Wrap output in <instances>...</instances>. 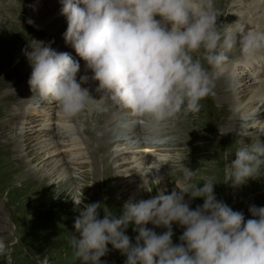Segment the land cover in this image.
<instances>
[{
    "label": "clouds",
    "instance_id": "obj_1",
    "mask_svg": "<svg viewBox=\"0 0 264 264\" xmlns=\"http://www.w3.org/2000/svg\"><path fill=\"white\" fill-rule=\"evenodd\" d=\"M60 3V14L67 20L65 43L91 70V79L98 81L99 100L126 111L134 123L152 132L201 110V101L215 94V79L237 46L245 61L264 52V32L219 30L214 0ZM37 43L39 47L31 44V51H25L32 68L30 99L54 103L71 120L95 100L81 87L89 78L82 76L77 82L78 61ZM148 142L161 141L149 137ZM234 154L225 166V183L231 181L236 188L264 177V141L244 144ZM178 170L179 192L166 194L162 189L150 199L128 201L119 217L104 211L101 219L100 203L72 199L79 215L70 245L79 264H102L109 244L126 256L125 264H264V207L250 206L252 218L245 221L242 212L216 198L211 179L200 186L194 182V170L185 165ZM195 198L204 202L192 210L189 203ZM149 223L166 231L157 234L147 227ZM174 223L184 229L179 244L172 241ZM129 225L138 233L135 244L125 234ZM7 252L0 241V255Z\"/></svg>",
    "mask_w": 264,
    "mask_h": 264
},
{
    "label": "rangeland",
    "instance_id": "obj_2",
    "mask_svg": "<svg viewBox=\"0 0 264 264\" xmlns=\"http://www.w3.org/2000/svg\"><path fill=\"white\" fill-rule=\"evenodd\" d=\"M45 2H49L50 6H45ZM214 2L221 3V15L224 11L222 18L227 19L229 12L235 16L232 23L228 20L225 24L230 23L227 30L231 28L232 31H248L237 18L242 11L248 12L247 5L250 0ZM61 7L60 0H0V14L7 13L5 19H2L5 21L4 29L0 32V240L8 249L7 254L0 257V264H79L70 245L72 237L76 235L74 220L79 215L72 199L83 198V204L100 203L101 219L104 211H110L119 217L128 201L150 199L162 189H166V194H170L173 189L179 192L176 183H181L182 173L178 166L187 165L195 170L196 184H202L213 177L216 198L234 211L242 212L245 221L252 218L250 206L264 207V177L250 179L245 185L236 188L231 186V181L225 183V166L235 159V151L244 144L257 142L256 136L264 133V119L248 120L249 114L253 113L246 106L252 103L251 88L242 101L236 104L243 110L241 130L234 131L204 118L209 112V96L201 101V110L189 115L190 122L184 124L186 129L195 131L196 136L192 138L188 133L185 134L183 139L190 144L178 146V149L168 144L175 141L174 134L182 132V115L176 123L170 122L158 132H152L141 124L129 126L130 122L126 119L133 118L126 111L115 110L117 107L109 101L99 100L101 94L96 91L98 81L91 79L93 73L86 69L85 62L78 55H72L80 63L77 82H80V77L87 76L89 79L81 87L88 89L89 95L95 99L89 101L87 109L69 120L59 113L54 103H40L35 98L30 99L32 93L28 76L32 68L25 55V51H31L29 45L39 47L37 42H43L57 52L63 50L73 54L69 51L71 46L64 39L53 38L60 28L67 29L66 17L60 14ZM263 9L264 6L257 13L254 11L248 17V22L254 24L263 21ZM259 28L261 24H257L254 32H262ZM240 35L237 34L238 39ZM5 36L9 38L7 45L2 43ZM46 37L54 39V43H48ZM233 59L228 60L221 76L228 75L234 81L233 86L237 89L235 91H239L237 80L240 82L245 77L250 78L253 86L261 91L264 88V66L261 64L248 68V61L242 60L236 64L232 61L231 64ZM24 72L26 74L22 76ZM21 77L28 79L27 82L22 81ZM214 92V105L219 111L222 110L221 118L227 122V111L222 109L218 102V93ZM105 127H108L112 135L129 130L137 132V136L142 131L143 139L156 137L161 142L151 143L134 137L117 142L109 148L110 152L106 155L105 152L100 153L102 146L96 144ZM171 129H175L174 134H171ZM161 131L162 136L159 135ZM212 133L218 135L212 137ZM239 136L247 137V142L239 140ZM108 155L109 162L106 160ZM38 158H43V161H37ZM47 159L56 162L44 166ZM204 170L210 174L204 175ZM63 177H69L71 188ZM188 200L186 195L185 201ZM203 202V198H195L190 201L189 207L194 210ZM147 227L157 234L166 231L151 223ZM172 230L173 244H179V237L184 229L174 223ZM125 234L135 244L138 233L133 231L132 225H129ZM107 247L109 251L101 257L102 264H125L126 256L113 249L111 244Z\"/></svg>",
    "mask_w": 264,
    "mask_h": 264
},
{
    "label": "bare ground",
    "instance_id": "obj_3",
    "mask_svg": "<svg viewBox=\"0 0 264 264\" xmlns=\"http://www.w3.org/2000/svg\"><path fill=\"white\" fill-rule=\"evenodd\" d=\"M47 1V0H46ZM216 1V0H215ZM224 1V0H223ZM242 1V0H241ZM9 2H11V1H9ZM12 3V2H11ZM46 3V5L45 6H47V7H49L50 5H49V2L47 3V2H45ZM5 4V3H4ZM7 4H9V3H7ZM249 5H247V6H249V9H248V12H246V13H244V11H242V14L241 15H239L238 16V21H241L242 22V24L243 25H245V29L246 30H251V29H254L253 31H255V29H256V27H257V24H261V28H259L258 30H260V31H264V20L262 21V20H260V21H262L261 23H260V21H257L256 23H254V24H250L249 22H248V17L249 16H251L252 14H254L255 12L257 13V11L262 7V6H264V0H250V2L248 3ZM12 6H13V4H11ZM214 6H215V10L217 11V13H219V15H218V18H219V20H218V18H217V26L219 27V30L220 31H225V30H227V27H228V25L230 24V23H232L233 21H234V18H235V16L234 15H232V13H230L229 12V15H228V18L227 19H224V18H222V16H223V12H222V15H221V3H218L217 4V2H214ZM5 7V6H4ZM19 7V6H18ZM1 9V8H0ZM243 9H245L244 7H243ZM264 10V9H263ZM10 11V10H9ZM229 11H230V9H229ZM255 11V12H254ZM35 11H33V13H34ZM16 13V12H15ZM26 13V12H25ZM6 15H7V13L6 12H4L2 15L0 14V32L4 29V26H3V24H5V21H3L2 19H5V17H6ZM12 16V15H11ZM157 19H159V17H157ZM21 20V19H20ZM228 20H230V23L228 24V25H225V24H227V22H228ZM226 21V22H225ZM29 22V21H28ZM259 22V23H258ZM238 23V22H237ZM241 24V23H240ZM242 24H241V26H242ZM231 27V26H230ZM260 27V26H259ZM242 28H244V27H242ZM231 29V28H230ZM229 29V30H230ZM235 29H237V28H235ZM66 32V29L64 28H60L59 30H58V32L55 34V36L53 37V38H56V40L57 39H64V38H62L63 37V34ZM1 35H3V34H1ZM4 36V35H3ZM49 37V36H48ZM46 40L48 41V43H54V39H50V38H47L46 37ZM4 42V45H7L8 43H9V38L8 37H4L3 39H2V43ZM26 44V43H25ZM9 46V45H8ZM29 47H30V45H29ZM31 48V47H30ZM236 49V50H235ZM232 52H231V56H229V59H231V58H234L233 60H231L230 61V63L232 62V61H234L233 63H239L240 61H242L243 59L241 58V56L239 55L240 54V51H239V46H237V48H235ZM72 50H74L72 47L69 49V51H71V53H73V54H71V56L72 55H74V56H77V54H74V52H75V50L74 51H72ZM60 51H62V52H64L63 50H60ZM239 55V56H238ZM19 63H21V62H19ZM229 62H227V64H228ZM244 63V62H243ZM242 63V64H243ZM232 64V63H231ZM247 66H248V68H252V67H255V66H258V65H260L261 66V64H262V66H264V52H261V53H258L255 57H254V59H252V60H250V61H248L247 62ZM244 65V64H243ZM29 69H31L30 67H29ZM28 69V70H29ZM28 70H26V71H28ZM26 74V72H24V74L22 75V76H24ZM30 75H31V73H30ZM30 75L28 76V78L30 77ZM21 76V73L19 74V77ZM14 80H16V78L14 79ZM21 80L22 81H25V82H27V80L28 79H26V78H22L21 77ZM254 81V80H253ZM237 84H239L238 85V88H239V91H235V90H237L236 88H234V86H233V83H234V81L231 79V78H229V76L228 75H224V76H219L218 78H216L215 79V87H214V91H216L217 93H218V97L217 98H219V100H218V102L222 105V109L224 108V109H226V115L228 116V121L227 122H225V121H223L222 120V118H221V114L220 113H222V110H220L219 111V108L216 106V105H214V102H213V100H212V98L214 99V97H213V95H211V101L209 100V102H210V106H209V112L207 113V115L205 114V116H204V118H208L209 119V121L210 122H216V123H218V124H220L222 127L223 126H227L229 129H232V130H234V131H239V130H241V128H242V122H241V116H242V113H243V110H240L238 107H237V102L239 101V102H241L242 101V99H243V96H245V93L246 92H248L249 93V91L251 90V89H253L252 91H250L251 92V102L252 103H249L248 105H246V106H248V108L249 109H251V110H253V113L252 114H249L250 116H248V120L249 119H252L253 121H257L258 119H264V88L263 89H261V91L259 90V88H255L254 86H253V83H252V80H250V78H248V77H245L242 81H238L237 80ZM255 84V83H254ZM28 88V87H27ZM251 88V89H250ZM255 89V90H254ZM30 92V91H29ZM31 95V94H30ZM9 96V95H8ZM215 96V95H214ZM216 100V99H215ZM248 102H249V100H248ZM245 103V102H244ZM247 108V107H246ZM231 109V110H230ZM115 110H118V108H116ZM249 111V110H248ZM247 112V111H246ZM201 113V112H200ZM246 114V113H245ZM201 115V114H200ZM80 118V117H79ZM191 119V118H190ZM197 120V119H196ZM126 121H129L130 123V125L129 126H131V127H133V126H135V124L136 123H134L133 122V119H126ZM183 122L180 124V126L181 125H183V126H181L182 127V132H180V134H178V133H176V134H174V131H175V129H171V134H174L175 136H176V138H175V141L172 143V144H168L169 146H172L173 148H176V149H178L177 147L178 146H186V145H188V144H190V142H185V140L183 139V137H184V135L185 134H189V135H191V137L193 138V137H195L196 136V133H195V131H192L191 129H186L185 127H184V124H186V123H189L190 121H189V118L187 117V118H184L183 120H182ZM207 121V120H206ZM250 121V120H249ZM259 121V120H258ZM203 122V121H202ZM176 123V122H175ZM205 123V122H204ZM102 124V123H101ZM114 124H116V123H114ZM113 124V125H114ZM217 124V125H218ZM187 125V124H186ZM197 125V124H196ZM115 126H117V125H115ZM143 126V125H142ZM177 126V125H176ZM191 126V125H190ZM197 126H199V124L197 125ZM116 128V127H115ZM140 129H141V127H140ZM217 129V128H216ZM109 130H110V126H109ZM108 130V127L106 128L105 127V129L104 130H102V132H101V136H99V138L97 139V141H96V144H100L102 147H101V149H100V153H103L104 154V152H105V154L106 153H109L110 152V150H109V148H112V146L114 145V144H116L117 142H122V141H124V140H129V139H131V138H134V137H140V139H143V137H142V131H141V133H140V135H137L136 136V134H137V132H132V131H127V132H122L121 134H117V135H112V133H111V131H109ZM132 130V129H131ZM204 130V129H203ZM202 130V131H203ZM145 131V130H144ZM205 131H206V129H205ZM214 131V130H213ZM220 131V130H219ZM228 131V130H227ZM116 132V131H115ZM209 132V131H208ZM165 133V132H164ZM170 133V132H169ZM221 133V132H220ZM162 134H163V131H161L160 132V134L159 135H161L162 136ZM178 134V135H177ZM169 135V134H168ZM218 134L217 133H212V137H214V136H217ZM170 136H173V135H170ZM211 136V135H210ZM199 138V137H198ZM256 138H257V142L258 141H264V133L263 134H260V135H257L256 136ZM115 139H117V140H115ZM186 139V138H185ZM238 139L239 140H241V141H243V142H247V137H245V136H239L238 137ZM114 140V141H113ZM143 140H148V139H143ZM197 140V139H196ZM200 140V139H199ZM204 140H205V138H204ZM193 141V140H192ZM170 142V141H169ZM168 142V143H169ZM172 142V141H171ZM163 145V144H162ZM214 145H216V144H214ZM200 146V145H199ZM198 146V147H199ZM203 146V145H202ZM207 146V145H206ZM168 147V146H167ZM107 148V149H106ZM180 148V147H179ZM184 148V147H183ZM95 149H96V146H95ZM196 150V149H195ZM198 150V149H197ZM200 150V149H199ZM182 154V153H181ZM107 155V154H106ZM208 155V154H207ZM40 156V155H39ZM44 156V155H43ZM211 156V155H210ZM186 157H188L187 155H186ZM196 157H197V155H196ZM203 157H204V155H203ZM193 158V157H192ZM214 158V157H213ZM43 159V158H42ZM41 158H38L37 159V161H41L42 160ZM109 159H110V156L108 155L107 156V159L106 160H108L107 162H109ZM43 161V160H42ZM104 161V160H103ZM113 161V160H112ZM115 161V160H114ZM195 161V160H194ZM201 161H203V160H201ZM211 161V160H210ZM214 161V160H213ZM56 161H54V160H50V159H47L46 161H44V166H50V165H52V164H54ZM119 162V161H118ZM181 163V162H180ZM184 163V162H183ZM191 163V162H190ZM203 163V162H202ZM150 164V163H149ZM218 164V163H217ZM213 165H215V164H213ZM147 166H149V165H147ZM168 166V165H167ZM186 167H187V165H185ZM189 166V165H188ZM213 168V167H212ZM195 169V168H194ZM144 171V170H143ZM195 171V170H194ZM105 172H107L108 173V171H105ZM143 173V172H142ZM141 173V174H142ZM204 175L206 174V173H208V174H210V172L209 171H206V170H204L203 172H202ZM176 175H178V174H176ZM39 176V175H38ZM199 176V175H198ZM210 176V175H209ZM212 176V175H211ZM214 176V175H213ZM210 179L212 180L213 179V177H210ZM208 180V179H207ZM43 180H40V182L41 183H43L42 182ZM214 181V180H213ZM199 182H201V181H199ZM200 186H202V184L200 185ZM33 195H35V194H33ZM34 202V201H33ZM30 203V202H29ZM35 203V202H34ZM31 204H32V202H31ZM33 206V205H32ZM28 207V206H27ZM26 208V207H25ZM35 212V211H34ZM3 229V228H2ZM1 241V240H0ZM1 256H3V255H0V257Z\"/></svg>",
    "mask_w": 264,
    "mask_h": 264
}]
</instances>
